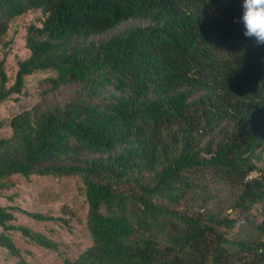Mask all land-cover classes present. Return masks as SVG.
Instances as JSON below:
<instances>
[{
  "label": "trees",
  "instance_id": "trees-1",
  "mask_svg": "<svg viewBox=\"0 0 264 264\" xmlns=\"http://www.w3.org/2000/svg\"><path fill=\"white\" fill-rule=\"evenodd\" d=\"M241 4L0 0V41L13 17L44 14L27 28L31 52L9 87L0 58V100L22 93L38 71H50L51 89L88 88L64 104L17 112L12 135L0 136V187L15 184V174L82 178L93 242L67 264H264V220L233 237L218 227L235 218L177 207L203 176L240 188L245 208L264 201V45L243 35ZM108 85L114 90L104 92ZM12 208L0 205V243L10 252L20 253L7 232L15 228L58 247L14 222Z\"/></svg>",
  "mask_w": 264,
  "mask_h": 264
},
{
  "label": "rangeland",
  "instance_id": "rangeland-1",
  "mask_svg": "<svg viewBox=\"0 0 264 264\" xmlns=\"http://www.w3.org/2000/svg\"><path fill=\"white\" fill-rule=\"evenodd\" d=\"M43 17L41 9L30 8L10 20L9 28L0 41V58L6 57L4 68L8 74V87L16 79L19 60L29 56L31 52L26 45L27 28L32 22L40 24ZM128 24L130 22L123 23L122 26ZM110 33L97 37L104 38ZM49 74L50 71L28 74L22 93H13L8 98L0 100V118L5 120L0 129V136L12 135L10 119L19 111L35 105L40 108L61 105L88 92V88L82 82H69L57 89H51L52 85L46 79ZM103 90L110 92L114 87L108 85ZM260 150L261 148L258 149ZM261 154L262 159L259 163L264 166V152ZM146 174L150 176L151 172ZM13 179L15 184L0 187V205L13 207L16 215L14 222L46 234L58 242V247L44 246L15 228L7 232L20 247V253L14 254L0 243V264H14L20 258H26L32 264H67L66 258L77 257L92 244L93 238L87 223L88 200L80 175L15 174ZM193 193L194 197H190L177 207L181 210L214 212L220 217L235 218L236 222L232 227L219 225V230L226 235L237 237L255 231L256 225L264 220V201L247 208L241 206L238 201L240 188L231 183L203 176ZM26 210L63 215L66 221L53 218L39 219ZM3 230L4 227L0 223V233ZM208 264L214 263L209 261Z\"/></svg>",
  "mask_w": 264,
  "mask_h": 264
},
{
  "label": "clouds",
  "instance_id": "clouds-1",
  "mask_svg": "<svg viewBox=\"0 0 264 264\" xmlns=\"http://www.w3.org/2000/svg\"><path fill=\"white\" fill-rule=\"evenodd\" d=\"M242 15L236 21L243 27V35L264 45V0H242Z\"/></svg>",
  "mask_w": 264,
  "mask_h": 264
}]
</instances>
